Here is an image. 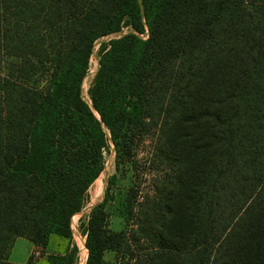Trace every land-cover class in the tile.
Wrapping results in <instances>:
<instances>
[{
	"label": "trees",
	"instance_id": "trees-1",
	"mask_svg": "<svg viewBox=\"0 0 264 264\" xmlns=\"http://www.w3.org/2000/svg\"><path fill=\"white\" fill-rule=\"evenodd\" d=\"M123 27L99 47L88 103L95 42ZM1 70L0 264H34L7 259L17 237L69 239L109 142L118 169L149 128L152 193L129 187L112 230L104 192L85 264H109L105 251L117 264H264V0H0Z\"/></svg>",
	"mask_w": 264,
	"mask_h": 264
},
{
	"label": "rangeland",
	"instance_id": "rangeland-1",
	"mask_svg": "<svg viewBox=\"0 0 264 264\" xmlns=\"http://www.w3.org/2000/svg\"><path fill=\"white\" fill-rule=\"evenodd\" d=\"M128 30L123 27L120 33H114L96 40L93 53L89 60L87 76L82 82V96L85 101L90 103L89 88L92 85L93 78L98 67L99 47L102 41H108L112 38L118 37ZM146 38V34L140 35ZM4 70L0 71V77L3 75ZM47 73L43 76H33L32 79L39 80L38 82L30 80V83L43 85L48 78ZM42 79V80H41ZM41 80V81H40ZM108 133V132H107ZM156 135L155 128H149L140 132L139 137L132 143L131 155L129 160L121 161L119 167H116V154L115 145L110 141L107 149L104 151L103 168L99 176L89 186L86 194V200L82 209L75 213L70 222L71 237L69 239H62L60 242L64 244V248H59L56 251H66L68 246H76V259L72 264H85L87 257V248L85 246V233L86 224L88 221L91 208L96 203L103 199L104 192L109 191L113 194L114 201L107 205L106 211L108 215L109 227L112 230H121L126 227V194L129 187H133L137 191L135 199L141 200L146 194H151L152 184L156 176L161 173L160 165L157 161L153 160V145ZM131 141V139L129 140ZM135 158V159H134ZM137 161V166L134 167L131 160ZM155 161V162H154ZM115 176L114 183L110 182L112 175ZM84 233V235H83ZM26 239V238H25ZM25 239L14 240L11 249L8 251L7 259L16 260L19 263H25L28 258L30 241ZM58 242V241H57ZM54 243L53 248L56 249L60 243ZM39 249L41 246L38 245ZM63 253V254H64ZM53 254V253H51ZM50 255V254H49ZM114 251H109L104 254V258L109 264H117ZM31 260H32V256ZM30 259V258H29ZM28 259V260H29ZM33 261V260H32ZM46 264L41 262L40 264ZM71 264V263H67Z\"/></svg>",
	"mask_w": 264,
	"mask_h": 264
},
{
	"label": "crops",
	"instance_id": "crops-1",
	"mask_svg": "<svg viewBox=\"0 0 264 264\" xmlns=\"http://www.w3.org/2000/svg\"><path fill=\"white\" fill-rule=\"evenodd\" d=\"M86 223L87 222H85L84 224H86ZM83 235H84V233H83ZM19 239H25V238L17 237V238H15V242H16V240H19ZM62 239H65V238L58 236L56 234H50L48 237V241H47L46 246L43 248L41 247V249H39L38 245H35L30 240H28V241H30L31 244L29 246V252L27 254L28 255L27 261L30 258V256H32V260H33L34 264H40L41 262H46V264H49L48 259H47L49 254L53 253V254L61 255L64 253V251H56L59 248H64V244H61L62 242H60ZM25 240H27V239H25ZM55 242L61 244V245H57L56 249L53 248ZM106 252H109V251H105V253ZM9 261L14 262V263H19L13 259H11ZM42 264H44V263H42Z\"/></svg>",
	"mask_w": 264,
	"mask_h": 264
},
{
	"label": "built area",
	"instance_id": "built-area-1",
	"mask_svg": "<svg viewBox=\"0 0 264 264\" xmlns=\"http://www.w3.org/2000/svg\"><path fill=\"white\" fill-rule=\"evenodd\" d=\"M118 33H119V32H118ZM118 33H117V34H118ZM90 58H91V57H90Z\"/></svg>",
	"mask_w": 264,
	"mask_h": 264
},
{
	"label": "bare ground",
	"instance_id": "bare-ground-1",
	"mask_svg": "<svg viewBox=\"0 0 264 264\" xmlns=\"http://www.w3.org/2000/svg\"><path fill=\"white\" fill-rule=\"evenodd\" d=\"M87 76V75H86ZM96 113V112H95Z\"/></svg>",
	"mask_w": 264,
	"mask_h": 264
}]
</instances>
